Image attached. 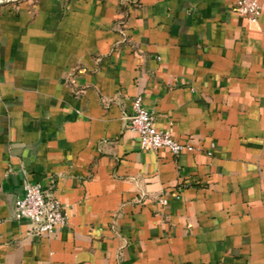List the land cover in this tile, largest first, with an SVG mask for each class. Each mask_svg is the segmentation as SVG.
Here are the masks:
<instances>
[{"label":"crops","instance_id":"obj_1","mask_svg":"<svg viewBox=\"0 0 264 264\" xmlns=\"http://www.w3.org/2000/svg\"><path fill=\"white\" fill-rule=\"evenodd\" d=\"M6 1L0 264H264V0ZM139 96L195 150H141ZM27 183L66 226L14 217Z\"/></svg>","mask_w":264,"mask_h":264},{"label":"built area","instance_id":"obj_2","mask_svg":"<svg viewBox=\"0 0 264 264\" xmlns=\"http://www.w3.org/2000/svg\"><path fill=\"white\" fill-rule=\"evenodd\" d=\"M6 2H14L7 0ZM233 10L248 22L256 23L261 16V8L256 0H237ZM125 120L139 140V147L144 151L166 149L172 156L178 157L183 152H193L189 144L176 141L171 131H161L155 125L153 112L144 104L143 97H136L132 102V112ZM179 198L178 194H171ZM160 204H168L167 197L160 198ZM15 218L25 219L32 224V234L38 237L50 236L57 227L68 224V216L60 202L45 194L38 183H27L23 193L15 202Z\"/></svg>","mask_w":264,"mask_h":264},{"label":"water","instance_id":"obj_3","mask_svg":"<svg viewBox=\"0 0 264 264\" xmlns=\"http://www.w3.org/2000/svg\"><path fill=\"white\" fill-rule=\"evenodd\" d=\"M16 1V0H14ZM17 200V199H16ZM16 202V201H15ZM13 213H14V217H15V203H14V206H13Z\"/></svg>","mask_w":264,"mask_h":264}]
</instances>
